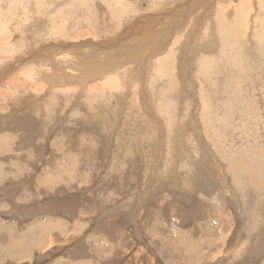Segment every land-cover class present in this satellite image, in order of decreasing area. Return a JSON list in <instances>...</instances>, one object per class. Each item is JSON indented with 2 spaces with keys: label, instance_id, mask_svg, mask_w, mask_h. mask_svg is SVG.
<instances>
[{
  "label": "rangeland",
  "instance_id": "rangeland-1",
  "mask_svg": "<svg viewBox=\"0 0 264 264\" xmlns=\"http://www.w3.org/2000/svg\"><path fill=\"white\" fill-rule=\"evenodd\" d=\"M189 1L0 0V264H264V29Z\"/></svg>",
  "mask_w": 264,
  "mask_h": 264
},
{
  "label": "bare ground",
  "instance_id": "bare-ground-1",
  "mask_svg": "<svg viewBox=\"0 0 264 264\" xmlns=\"http://www.w3.org/2000/svg\"><path fill=\"white\" fill-rule=\"evenodd\" d=\"M177 1V0H176ZM186 1V0H185ZM188 1V0H187ZM193 1H195V0H190L188 3H186L188 6H187V10H190L191 11V6H192V3H193ZM213 1V4H218L219 6H221V7H224V8H226L227 9V7L228 6H230V9H229V11H231V9H232V15L234 14V16H232V17H230V12L228 11V12H226L227 10H225L224 9V16H222L221 18H219L220 16H221V14L219 15H217L216 16V18H215V22L212 20V22H214L213 23V27L215 28V30H216V32H218V33H216V36H217V34H218V38H222V39H226V40H229L231 43H230V47H232V48H234V49H238L240 46H236V45H234V43H236L237 45H239L238 43H237V39L241 36L240 34L242 33V28H241V26H242V24H243V22L241 21H239V20H237L238 18H237V13L236 12H241L242 13V10L246 7H248V5H250L251 6V8H252V16H253V22H252V24L254 23V25L256 26L257 25V27L258 28H260V29H264V27H261V26H264V9L262 8V5H264V0H212ZM175 2V1H174ZM183 2V1H182ZM206 2V1H205ZM181 3V2H180ZM183 3H185V2H183ZM178 4H179V2L177 3V4H175V5H173L171 8H175L176 9V11L177 12H179V11H183L184 13H186V9L185 8H183V7H179L178 6ZM182 4V3H181ZM180 4V5H181ZM186 4H184V5H186ZM208 4V3H207ZM212 4V5H213ZM183 6V5H182ZM208 6V5H207ZM214 8V7H213ZM168 9H170V8H168ZM171 10V9H170ZM234 11H235V13H234ZM168 12L169 11H167V12H165V13H161L160 15L161 16H166V15H168ZM172 12H174L173 10H171V15H172ZM176 12V13H177ZM175 14V13H174ZM241 15V14H240ZM239 15V16H240ZM227 16H229V18H227ZM243 16V15H242ZM251 16V15H250ZM226 17V19H224ZM240 18V17H239ZM202 17H199V20L200 21H202ZM257 19H259V21H258V23L256 24V20ZM179 20V19H178ZM242 20V19H241ZM174 23V22H173ZM184 25V24H183ZM173 26V25H172ZM231 26H233V28H232V31L231 30H229V28L231 27ZM170 28V27H169ZM257 28V30H260V29H258ZM233 29L235 30V31H233ZM169 31V30H168ZM172 31V30H171ZM251 31V30H250ZM231 32H233L232 34H230ZM193 34V33H192ZM167 35V34H166ZM221 39V40H222ZM263 41V40H262ZM222 42H225V40L224 41H222ZM219 43V42H218ZM263 43H264V41H263ZM98 44V43H97ZM221 44V43H220ZM226 44L227 43H225V50L227 49V48H229V47H226ZM219 45V44H218ZM221 46H223L222 44H221ZM242 46V45H241ZM236 47H238V48H236ZM241 48V47H240ZM240 48L238 49V51L240 50ZM242 48H243V46H242ZM245 48V47H244ZM188 50H189V48H188ZM232 50V49H231ZM230 50V51H231ZM249 50H251V49H249ZM252 50H254L253 48H252ZM229 51V52H230ZM235 51V50H234ZM241 51H242V49H241ZM246 52V51H245ZM234 53V52H233ZM238 53V52H237ZM240 54H242V53H240ZM244 54H246V53H244ZM239 55V54H238ZM252 55V54H251ZM245 56V55H244ZM254 70V69H253ZM263 91H264V89H263ZM262 91V92H263ZM262 92H261V94H262ZM264 94V93H263ZM183 96V95H182ZM252 96H253V94L251 95V97L250 98H252ZM260 96V95H259ZM258 96V97H259ZM264 95H262V97H263ZM261 97V98H262ZM255 98V97H254ZM256 99V98H255ZM255 99H253V101L255 100ZM259 98H257V100H258ZM205 100V99H204ZM256 100V101H257ZM255 101V102H256ZM262 101V100H261ZM255 102H253L254 104H255ZM263 102V101H262ZM250 106L248 107V109H251L252 110V108H253V104H252V102H250V104H249ZM208 107V106H207ZM264 122V121H263ZM184 123V122H183ZM253 139V138H252ZM251 143V142H250ZM249 146V145H248ZM226 147V146H225ZM224 147V148H225ZM251 148V147H250ZM249 148V149H250ZM222 151V150H221ZM235 152V151H234ZM238 153V152H237ZM234 155H235V153H234ZM264 165V164H263Z\"/></svg>",
  "mask_w": 264,
  "mask_h": 264
}]
</instances>
